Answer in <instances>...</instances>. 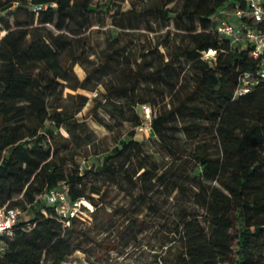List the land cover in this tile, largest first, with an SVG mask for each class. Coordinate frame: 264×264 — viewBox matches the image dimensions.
I'll use <instances>...</instances> for the list:
<instances>
[{"label":"trees","instance_id":"16d2710c","mask_svg":"<svg viewBox=\"0 0 264 264\" xmlns=\"http://www.w3.org/2000/svg\"><path fill=\"white\" fill-rule=\"evenodd\" d=\"M113 4L114 0L96 4L0 0V32L4 31L0 35V207L17 206L30 215L13 225L0 264H65L77 250L100 257L139 241L138 235L151 222L131 215L129 206L108 210L99 197L90 195L86 200L94 207L92 221L86 225L71 218L65 225L56 207L41 194L65 185L70 200L85 198L84 187L92 174L113 175L139 188L136 196L157 212L148 193L156 181L170 180L168 170L160 171L156 159L136 169L122 159L139 146L134 127L142 120L149 122L155 135L164 137L171 118L179 115L185 120V133L194 137L185 149L181 170L193 180L192 198L201 211L180 215L176 226L157 224L177 244L173 251L168 247L161 251L162 264H264V79L249 92L234 96L238 76L258 68L259 62L251 56L249 44H233L216 32L215 18L223 9L242 6V0H154L139 12L171 19L184 40H175L168 52L159 53L163 64L145 54L139 61L123 56L122 80L107 86L105 101L128 114L134 127L99 163L69 166L68 150L86 127L75 114L87 98L77 94L64 105L60 100L66 86L86 89L88 74L70 84L69 70L77 58L65 31L75 23L80 28L91 26L92 14L130 20V10H118ZM209 48L216 54L202 59ZM175 69L177 82L179 76L187 82L183 95L182 82L175 90L171 79ZM148 78L171 84L177 98L150 119L142 106L151 101L139 91ZM116 91L124 96L123 102L110 96ZM204 130L208 133L203 138ZM170 183L175 187V180ZM179 187L188 193L186 185Z\"/></svg>","mask_w":264,"mask_h":264},{"label":"rangeland","instance_id":"374dc122","mask_svg":"<svg viewBox=\"0 0 264 264\" xmlns=\"http://www.w3.org/2000/svg\"><path fill=\"white\" fill-rule=\"evenodd\" d=\"M104 1L91 0L93 4ZM151 1L154 0H114V8L131 11L130 20L125 17L119 19L116 16L92 14L91 26L80 28L75 23L65 31L77 58V63L73 64L69 70L70 84L82 80L88 74L86 89H71L66 86L60 100L64 105L74 100L73 96L77 94L87 98L75 114V118L83 122L86 127L79 131V137L73 140L71 149L68 150L69 166L82 163L91 166L99 163L103 154L118 139L126 138L127 132L134 127L132 121L128 119V114L121 113L116 108L112 109L105 101L107 86L117 85L122 80L123 56L127 54L139 61V57L145 54L147 59L163 64L164 61H161L159 53L168 52L175 40L178 42L184 40V35L175 28L171 19L164 21L151 15L138 14ZM171 6L172 4H169L167 7ZM19 14L24 16L23 12ZM215 20L217 21L218 17ZM47 28L56 33L52 25H48ZM3 32L1 31L0 35ZM108 53H110L108 60L104 62V57ZM172 73L171 79L175 82V90L182 82L179 90L183 95L187 82L181 76L178 77L177 82L176 69ZM140 84V93L151 101L149 105L147 104L151 108V118L159 111L168 109L170 101L177 99L171 92V84L161 78H148ZM69 93L72 96H69ZM110 96L120 102L125 100L119 91ZM135 110L140 114L139 106H136ZM184 124L185 120L180 115L174 119L171 118L164 137H159L153 133L149 122L142 120L139 126L134 127L136 132L134 138L140 142L139 146L127 152L122 159L128 160L131 169L138 168L140 164H148V160L156 159L160 171L165 168L168 170L170 180L156 181L153 189L148 193L151 200L158 206L157 212L149 210L141 202L136 196L140 189L132 186V183L125 179L113 175L92 174L86 182L84 199L90 195L99 197L108 210L129 206L131 215L149 219L151 222V225L138 235L139 241L129 243L122 250L125 255L122 264H153L156 252L165 253L166 247L173 251L177 247L176 242L171 241L170 235H166L157 224L163 222L167 226H176L180 215L194 210L201 211L192 198L193 180L181 170L182 160L184 156H187L185 149L191 146L194 140L191 133H185ZM60 132L63 136H68L63 129ZM202 133L203 138L207 137V130ZM212 148L216 151L215 146ZM172 179L175 180V187H172L173 183H170ZM179 184L186 185L189 188L188 193H183ZM93 189H99V194L91 193ZM85 202L88 204L87 200ZM27 216H30L29 212H25L22 217L27 218Z\"/></svg>","mask_w":264,"mask_h":264},{"label":"built area","instance_id":"2783aa9c","mask_svg":"<svg viewBox=\"0 0 264 264\" xmlns=\"http://www.w3.org/2000/svg\"><path fill=\"white\" fill-rule=\"evenodd\" d=\"M243 5L235 4L231 9H223L218 17L216 32L219 36L230 39L231 43L246 42L251 46V56L258 60L259 67L247 70L238 76L237 85L233 91L234 96L249 92L254 84L264 79V0H242ZM216 54V50L209 48L202 52L201 58L209 60ZM144 116L151 117V109L147 105L142 106ZM47 204L56 207L58 214L64 220L65 225L70 224L71 218H78L83 224L91 222V212L94 210L92 204L84 198L70 200L65 185L56 187L41 194ZM25 210L13 206L0 207V255L6 247L7 239L11 236L13 225L22 218ZM123 249H110L108 255L98 257L89 255L83 250H77L70 255L65 264H116L123 262L125 255ZM153 264H162L161 252H156ZM74 255H77L74 257Z\"/></svg>","mask_w":264,"mask_h":264},{"label":"crops","instance_id":"0c3cea01","mask_svg":"<svg viewBox=\"0 0 264 264\" xmlns=\"http://www.w3.org/2000/svg\"><path fill=\"white\" fill-rule=\"evenodd\" d=\"M223 14L221 13V16H222Z\"/></svg>","mask_w":264,"mask_h":264},{"label":"bare ground","instance_id":"6f19581e","mask_svg":"<svg viewBox=\"0 0 264 264\" xmlns=\"http://www.w3.org/2000/svg\"><path fill=\"white\" fill-rule=\"evenodd\" d=\"M84 201H86V200H84Z\"/></svg>","mask_w":264,"mask_h":264}]
</instances>
